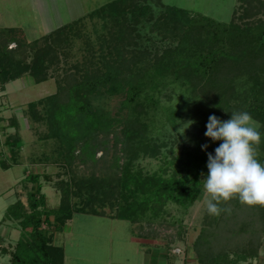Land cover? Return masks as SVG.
Here are the masks:
<instances>
[{
	"label": "trees",
	"instance_id": "1",
	"mask_svg": "<svg viewBox=\"0 0 264 264\" xmlns=\"http://www.w3.org/2000/svg\"><path fill=\"white\" fill-rule=\"evenodd\" d=\"M241 1L238 18L242 20L256 14L258 10L254 9L264 7V0H257V4L254 0ZM160 5L162 10L154 17L147 0H112L32 41L25 39L19 27H0V90H4L5 84L23 75L30 76L34 83L46 81L49 70L70 43L69 38L79 35L86 18H101V29L108 27L110 18L113 30L107 38L95 30L100 41L98 49L95 43H87L89 53L73 65L74 71H65L58 90L28 102L26 112L32 121L47 124L48 137L59 143L56 161L64 160L69 166L75 157L96 159L98 146L106 142L97 141L99 134H112L114 143L120 144L104 167V175L92 174L70 182L84 188L86 198L82 204L72 205L69 201L70 192L80 195L82 191L65 187L59 205L49 208L41 191L40 175L28 173L24 177L33 183L26 193V205L17 199L7 206L2 218L17 221L21 232L13 249L0 247V254H9L10 264H64L63 248L52 243L54 231L42 228V224L63 231L75 213L101 214L96 206H104L106 198L111 207L116 205L112 218L131 222L161 216L168 202L191 205L201 191L197 175L204 169L203 154L195 156L192 152L186 160L180 159L179 163L196 171L191 178L148 175L131 169L140 155L156 154L155 148L161 143L153 134L164 125L174 127L185 115L197 117L200 124L206 125L210 115L220 118L224 113L231 118L234 111H247L264 125V19L239 25L232 19L225 23L190 9ZM146 21L170 37L174 45L151 50L149 45L136 42L138 26ZM104 94L123 96L120 110H125L124 117L92 104ZM4 129L6 126L0 124V130ZM260 131L263 148L257 157L264 163V127ZM5 145L8 155L0 153L3 170L19 163L22 141L15 133ZM76 146L80 155L73 152ZM220 207L230 212H222L216 224L222 220L238 224L237 233L264 232V207L248 206L236 199ZM212 232L204 230L194 242L202 264L210 258L220 260L211 257L210 252L201 253L203 242L209 245L214 241ZM244 247L242 244L241 251ZM248 247L253 250L252 245Z\"/></svg>",
	"mask_w": 264,
	"mask_h": 264
},
{
	"label": "rangeland",
	"instance_id": "2",
	"mask_svg": "<svg viewBox=\"0 0 264 264\" xmlns=\"http://www.w3.org/2000/svg\"><path fill=\"white\" fill-rule=\"evenodd\" d=\"M112 0H0V27H19L23 30L25 39L32 41L49 33L50 31L78 19L88 12ZM153 8L156 17L162 10V5H174L190 9L197 13L211 17L217 21H229L242 25L264 19V7L251 17L243 20L238 18L242 12L241 0H147ZM139 3H142L141 1ZM258 1L254 0L253 4ZM108 18V17H107ZM110 18L107 19V28L101 29V18H86L79 35L69 38L70 43L63 49V55L57 64L49 70L50 77L41 83H34L28 75L5 84V89L0 90V124L6 129L0 130V153L8 155L5 140L17 134L22 141L19 163L3 170L0 167V247L8 251L13 249L15 243L21 238L18 222L2 220L7 206L17 199L26 205V193L33 185L24 180L28 173L40 175L41 191L45 194L46 206L57 207L63 198V188L71 190L80 189L82 193L69 194L72 205L82 204L86 198L84 188L76 186L74 179L104 175V170L112 160V156L120 144L114 143L112 134L102 137L98 135L97 141L105 140L95 152L94 158L83 155V159L75 157L71 165L64 160L56 161L58 147L57 139L48 137V126L43 122H34L26 112V104L37 100L58 90L65 71H74L73 65L80 63L85 54L89 53L87 43L98 42L95 30L103 32L108 37ZM146 21L137 28L139 44L149 45V49H161L164 46L174 45V41L164 32H157ZM115 28V27H114ZM13 46V43L9 47ZM121 95L108 96L106 94L92 100L94 106L108 110L111 115L125 116V110H120ZM197 117L183 116L176 126L164 125L159 131L154 132L156 142L159 144L154 156L140 155L131 166L132 170L139 169L143 174L171 176L177 178L187 175L193 177L195 170L179 163L186 160L190 153L195 156L202 155L205 162H201L203 171L198 172L200 192L194 202L183 207L174 202L163 206V214L154 219H144L131 222L125 219L112 218L116 213V205L110 206L106 198L104 206H96L99 215L90 213H75L66 222L63 231H56L43 223L42 228L53 230L52 243L63 248L64 264H202L197 258L194 242L198 236L206 231H215L214 241L203 242L202 252H210L218 256V262L212 258L206 264H264V232L250 234L241 232L238 224L230 222L217 223L218 216L208 215L205 208L206 194L203 191V179L208 173L207 152H213L222 141H211L204 133L206 125L200 124ZM221 120H228L222 113ZM11 123V124H10ZM119 128L117 127V130ZM93 142V141H92ZM207 143V150H202L201 145ZM102 146V147H100ZM93 148V147H92ZM96 148V146H94ZM261 140L257 152H261ZM75 155H80L78 146L73 149ZM1 156V155H0ZM8 161H10L8 159ZM47 175V178L44 176ZM72 184V185H71ZM68 185V186H67ZM109 194V193H108ZM116 195V194H115ZM114 195V196H115ZM102 196V195H101ZM113 198H111L112 200ZM114 202V201H113ZM250 215V214H249ZM249 219V217H246ZM53 219L52 216L49 217ZM254 236V237H253ZM214 242V243H213ZM242 244H245L241 251ZM252 245L253 250H249ZM154 255L152 256V253ZM165 252V253H163ZM241 254V256H240ZM9 254H0V264H10Z\"/></svg>",
	"mask_w": 264,
	"mask_h": 264
},
{
	"label": "clouds",
	"instance_id": "3",
	"mask_svg": "<svg viewBox=\"0 0 264 264\" xmlns=\"http://www.w3.org/2000/svg\"><path fill=\"white\" fill-rule=\"evenodd\" d=\"M264 127L247 111H234L231 118L221 120L210 115L204 135L211 141H222L213 152H207L208 173L203 179L208 215L230 212L221 203L233 199L248 206L264 207V163L257 157ZM207 143L201 145L207 150Z\"/></svg>",
	"mask_w": 264,
	"mask_h": 264
},
{
	"label": "crops",
	"instance_id": "4",
	"mask_svg": "<svg viewBox=\"0 0 264 264\" xmlns=\"http://www.w3.org/2000/svg\"><path fill=\"white\" fill-rule=\"evenodd\" d=\"M65 229V228H64ZM163 253H165V252H163ZM154 255V252L152 253V256ZM158 264V263H157Z\"/></svg>",
	"mask_w": 264,
	"mask_h": 264
}]
</instances>
